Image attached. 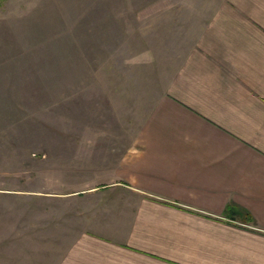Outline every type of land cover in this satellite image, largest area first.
<instances>
[{
    "label": "rangeland",
    "instance_id": "obj_1",
    "mask_svg": "<svg viewBox=\"0 0 264 264\" xmlns=\"http://www.w3.org/2000/svg\"><path fill=\"white\" fill-rule=\"evenodd\" d=\"M220 1L0 0V264L91 229Z\"/></svg>",
    "mask_w": 264,
    "mask_h": 264
},
{
    "label": "crops",
    "instance_id": "obj_2",
    "mask_svg": "<svg viewBox=\"0 0 264 264\" xmlns=\"http://www.w3.org/2000/svg\"><path fill=\"white\" fill-rule=\"evenodd\" d=\"M149 127L57 264H264V0L216 5Z\"/></svg>",
    "mask_w": 264,
    "mask_h": 264
},
{
    "label": "trees",
    "instance_id": "obj_3",
    "mask_svg": "<svg viewBox=\"0 0 264 264\" xmlns=\"http://www.w3.org/2000/svg\"><path fill=\"white\" fill-rule=\"evenodd\" d=\"M242 214H243V222L244 223H253L254 222V220L251 218V216L249 215V213H247V212H245V211H242L241 212ZM228 215V214H227Z\"/></svg>",
    "mask_w": 264,
    "mask_h": 264
}]
</instances>
